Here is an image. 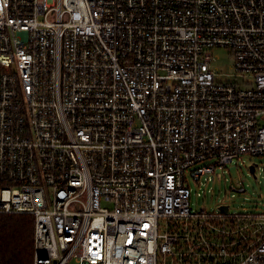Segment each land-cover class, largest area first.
I'll use <instances>...</instances> for the list:
<instances>
[{
  "label": "built area",
  "instance_id": "obj_1",
  "mask_svg": "<svg viewBox=\"0 0 264 264\" xmlns=\"http://www.w3.org/2000/svg\"><path fill=\"white\" fill-rule=\"evenodd\" d=\"M243 155L264 0H0V213L35 218L34 264H264V209L191 201Z\"/></svg>",
  "mask_w": 264,
  "mask_h": 264
},
{
  "label": "rangeland",
  "instance_id": "obj_2",
  "mask_svg": "<svg viewBox=\"0 0 264 264\" xmlns=\"http://www.w3.org/2000/svg\"><path fill=\"white\" fill-rule=\"evenodd\" d=\"M215 53L219 55L215 64L227 70L230 64L227 50L216 49ZM254 162L258 163L256 176L250 170V165ZM216 173L210 180L205 176L201 181L190 177V185L193 188L191 201L194 208L214 210L222 202H228L232 211L264 209V156L243 155ZM242 188L245 190L239 191Z\"/></svg>",
  "mask_w": 264,
  "mask_h": 264
},
{
  "label": "trees",
  "instance_id": "obj_3",
  "mask_svg": "<svg viewBox=\"0 0 264 264\" xmlns=\"http://www.w3.org/2000/svg\"><path fill=\"white\" fill-rule=\"evenodd\" d=\"M35 218L0 213V264H34Z\"/></svg>",
  "mask_w": 264,
  "mask_h": 264
},
{
  "label": "water",
  "instance_id": "obj_4",
  "mask_svg": "<svg viewBox=\"0 0 264 264\" xmlns=\"http://www.w3.org/2000/svg\"><path fill=\"white\" fill-rule=\"evenodd\" d=\"M250 170L254 173V175L256 176V163H252L250 165ZM229 207L228 204H224V205H221L220 208L223 209V210H227Z\"/></svg>",
  "mask_w": 264,
  "mask_h": 264
}]
</instances>
